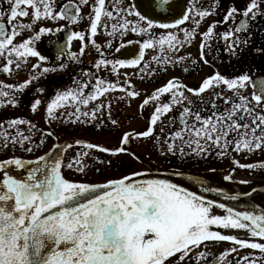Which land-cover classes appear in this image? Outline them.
I'll use <instances>...</instances> for the list:
<instances>
[{
  "label": "snow or ice",
  "instance_id": "snow-or-ice-1",
  "mask_svg": "<svg viewBox=\"0 0 264 264\" xmlns=\"http://www.w3.org/2000/svg\"><path fill=\"white\" fill-rule=\"evenodd\" d=\"M84 6L91 8L86 16L81 14ZM219 10L220 0L208 6L201 0H143V4L137 0L126 5L125 0H66L62 4L60 0H0V74L26 71L20 82L0 80V107L20 106L31 89L30 109L35 114L45 106V88L35 86L41 78L67 69L70 63H82L86 48L89 52L94 48L100 57L94 60L95 71L81 72L71 87L56 90L48 100L47 128L24 117L0 118V264H264V207L251 204L238 209L236 204L209 199L203 193L224 196V191L207 186L204 180H195L201 190L198 194L172 179L159 178L158 170L153 175L151 167L97 182L65 175L71 170L84 177L97 164L111 167V160L101 159L92 150L113 156L126 153L134 138L152 139L162 156L181 160L264 151V75L255 76L251 69L222 73L215 63L221 50L229 56V64L233 58L239 60L251 45L253 29L264 31L259 22L264 18V0H244L241 6L233 0L222 20L199 31L205 18ZM85 19L91 37L104 29L110 37L108 48L119 39L117 53L125 43L138 45V51L129 50L130 58H110L95 39L85 43L86 31L72 30ZM48 20L66 23L55 29L42 26ZM222 25L227 27L217 31ZM61 32L63 42L49 41L56 50L57 63H51L37 49V42L45 34ZM129 34L138 38L125 42ZM197 37L198 60L182 54ZM75 40L81 42L78 52L72 50ZM254 52L264 56V46L255 47ZM189 60L193 68L202 62L213 69L196 86L173 76L149 93L132 83L134 76L144 82L166 74L168 66L175 68ZM122 68L135 71L121 72ZM101 71L108 75L101 76ZM116 91L123 95L109 98ZM142 95L140 108L153 109L146 127L122 132L120 146L76 137L62 141L51 128L63 121L73 130L91 124L114 133L120 122L112 114L113 102L130 104ZM173 112L165 123L163 118ZM48 138L53 143L43 151ZM233 164L240 169H264V162L241 163L234 158ZM236 167L223 177L225 181H233ZM95 171L99 173V167ZM171 175L184 173L174 169ZM256 191L253 187L226 199L235 202ZM216 209L224 210L223 214ZM218 242L233 246L218 254L211 252L210 245ZM245 248L258 254L241 255Z\"/></svg>",
  "mask_w": 264,
  "mask_h": 264
},
{
  "label": "flooded vegetation",
  "instance_id": "flooded-vegetation-1",
  "mask_svg": "<svg viewBox=\"0 0 264 264\" xmlns=\"http://www.w3.org/2000/svg\"><path fill=\"white\" fill-rule=\"evenodd\" d=\"M66 0H60V3H64ZM108 2V0H106ZM237 6H241L244 2V0H234ZM91 3V0H90ZM131 0H125L126 4H131ZM201 3L205 6H208L212 3H215V0H201ZM233 3V0H220V10L219 14L217 15H210L205 18V20L202 22L199 31L203 32L207 29V27L213 22L222 20V17L224 15V9L229 7ZM7 7V5H5ZM109 7L111 8V5L109 4ZM91 11L90 6H84L82 8V15H87ZM24 22H28V20L21 18ZM260 24L264 25V18L260 19ZM66 21L60 20L58 22L53 21H43L42 26L50 27L55 29L56 27L65 24ZM188 22H186L187 24ZM89 27V21L85 19L83 22H81L78 26H73L72 30H85L86 31V41L87 43L88 39H95L97 44L102 47V50L109 55V57H118V58H130L127 55V52L129 50H137L138 51V45H130V49L126 52H123L120 56H117L116 54V47L121 43L119 39L113 40L112 47H107V41L110 39V37L107 36L104 29L101 27L98 29V33L95 37L90 36V31H88ZM227 25L218 26L217 31H223L224 28H226ZM38 30V28H37ZM255 34L252 37L251 45L244 50L239 60L232 59V63L229 64V56L221 50L220 53V61L215 62L216 67L222 72V73H239L246 69H251L252 72L255 74V76H261L264 75V56L258 55L254 52L255 47H261L264 46V31L256 32L255 29H253ZM24 37L29 35L27 31L24 32ZM21 37H17V39H20ZM138 37L135 34H129L124 38L125 42L128 39L135 40ZM57 41L63 42L65 40V33H57V34H45L42 36L41 40L37 42V49L42 52V54H45L49 57V62L51 63H57L56 61V50L54 44H49V41ZM200 43V38L197 37L195 42L190 46L187 47L185 50H182V54H191L192 59L198 60V47ZM126 44V43H125ZM81 46V42L78 40H75L73 42V51H79V47ZM223 48V45L221 44V49ZM152 53L149 52L148 55L150 56ZM99 54L96 52V50L93 48L89 52V49H85V55L81 57L82 63L76 64V63H70L68 68L59 71L56 73H50L46 77L41 78L35 86L44 87L45 92L42 94V98L45 101V106L48 100L55 94L56 90H63L68 87L72 86L73 78L79 75L81 72L86 71H95V68L93 67V63L95 59H99ZM32 62H35V58H32ZM59 62H64L63 60ZM188 68V71L185 72L183 69ZM121 72L127 71L128 73H132L135 71L132 68H122L120 69ZM213 69L207 65H203L202 62H199L198 68H193L191 61H186L181 65H178L177 67L173 68L172 66H168L167 73H160L158 77L153 79H145L144 82H141L138 77H132V83L133 85L141 90L142 92L146 90L147 92L153 91L156 87L162 86L164 83L167 82L168 79H170L173 76L179 77L182 81H184L189 86H196L198 83L202 80L203 77H205L207 74L211 73ZM101 76H107L108 73L105 71L100 72ZM26 78V71H21L18 74H15L14 76H8L7 74H0V80H4L5 83H15L20 82L23 79ZM110 79H115L113 76H109ZM87 79V77H85ZM123 79V77H121ZM251 91V88H249V92ZM31 89H29L28 92L24 94L23 102L20 106L12 108V107H0V118H14V117H24L31 119L34 123H36L39 127L47 128V122L45 117V106H42L39 108V110L34 114L31 112L30 109V101L32 100V96L30 95ZM117 95H123V93L116 91L114 93H109V98ZM230 95V93H229ZM144 99V96H140L138 98L132 99L130 104L127 101H114L113 102V116L116 117L120 122V128L116 132H109L108 130L99 131L95 127H93L91 124L89 125H79L76 126L73 130V127L69 124H66L65 122L61 121L58 123H53L51 125V128L55 130L56 133H58L61 137V140H67L69 137H76L81 138L86 141L91 142H97L99 144L107 145L108 147H117L120 146V138L121 133L124 131H132V130H144L146 127V118L149 116L150 112L153 110L152 107H147L146 109L142 110L140 108V105ZM100 100H105V97H101ZM99 102V101H97ZM143 111V115L141 112ZM178 111V110H176ZM176 112L169 113L167 116H165L163 119L165 123H167L170 116L175 115ZM137 122L136 124H133V122ZM160 125H157V130L159 129ZM175 126H173L174 128ZM131 128V129H129ZM167 131V129H166ZM135 139V140H134ZM132 142L126 146L130 151L126 153L118 154L120 156H124V158L119 159V162L121 163L117 170L110 172L107 169L106 164H97L95 167H99L100 172L97 173L95 171V167L91 168V170L88 171L87 175L84 177H81L78 174H75L71 170H66L65 175L66 176H75L77 180L85 179L90 180L92 182L97 181H104L108 178H116L120 177L124 174H128L132 171H141L148 168L147 165H154L157 168L161 169H176L188 173H195L200 175H207L210 182L219 185V182H221V177L218 175L216 176L215 173L222 174L225 172V164L231 163L230 166L233 168L236 167L233 164V159L240 160L241 163H261L263 162L264 157V151L257 150L255 153L248 154V153H241L236 154L235 152H231L226 157H217L213 155L212 157H209L207 159H201V158H192V159H186L181 160L178 157H171V156H162L159 151V145L154 144V141L152 139L147 138H134ZM53 143V138H48L47 143L45 147L48 145H51ZM96 156L100 157L101 159L107 160V159H113L111 154L100 152L99 150H92ZM136 152L139 156H136L134 153ZM31 155V154H28ZM115 159V160H118ZM129 161V162H128ZM89 164H92V161H87ZM123 171V172H122ZM215 172V173H214ZM234 179L233 181L236 182L237 187L239 188L236 190V193H244L248 192L253 188L255 184H258L259 182H264V169L257 168L254 170H247V169H240L236 167V170L234 172ZM246 180L250 183L247 184H241L239 181ZM249 200H254L258 205L261 207H264V195L260 194H254L252 193L251 196L248 198ZM250 200V201H252ZM242 232V231H241ZM244 233H239V235H243ZM217 244L210 245V248L212 246H216ZM232 247V246H231ZM230 247L218 250L216 249L213 253H220L225 249H228ZM212 249H210L211 251ZM218 250V251H217ZM251 252H255L258 254V250H253ZM249 252H241V255H244ZM231 259V257H229Z\"/></svg>",
  "mask_w": 264,
  "mask_h": 264
},
{
  "label": "water",
  "instance_id": "water-1",
  "mask_svg": "<svg viewBox=\"0 0 264 264\" xmlns=\"http://www.w3.org/2000/svg\"><path fill=\"white\" fill-rule=\"evenodd\" d=\"M133 3H136L137 0H132ZM141 4H143V0H140ZM131 47L130 45H125V48L121 50V52L117 53V56H119L121 53L126 52L127 50H129ZM149 167L152 168L153 170V175L157 174V170L159 172V178H169L172 179L173 182L175 183H179L182 187H188L189 190H195L198 192V194H200V187L199 185H197L195 183V180H204L207 182V186L212 187V183L210 182L209 178L205 175H200V174H195V173H188V172H183L184 175L183 176H172V170H161L158 169L152 165H149ZM192 176L195 179L194 180H189L188 177ZM221 188L223 190H227V186L226 185H221ZM257 189V191L255 193H259V194H264V185H260L259 187H255ZM207 198L209 199H217L219 202H223L226 204H229V206L236 204L238 206V209L240 206L247 208L249 205L251 204H256L255 202L249 201L247 200L249 198V196H241V198L238 201H230L227 200L226 197L229 195H235V194H225L224 196H219L217 194H214V192L212 193H203ZM258 207H260L258 204H256Z\"/></svg>",
  "mask_w": 264,
  "mask_h": 264
},
{
  "label": "rangeland",
  "instance_id": "rangeland-1",
  "mask_svg": "<svg viewBox=\"0 0 264 264\" xmlns=\"http://www.w3.org/2000/svg\"><path fill=\"white\" fill-rule=\"evenodd\" d=\"M137 122L135 121V122H133V124H136ZM129 129H131V128H129ZM135 140V139H134ZM51 145H48L47 147H44V149H43V151H47L48 150V148L50 147ZM70 153H71V150H70ZM39 154H42L41 152H38L37 153V155H39ZM26 155H28V154H26ZM28 156H30V155H28ZM112 158L113 159H107V160H111L112 161V165H111V167H109L108 165L106 166L107 167V169L110 171V172H113V171H115V170H117V168H118V166L121 164L120 162H119V159H121V158H124V156H120V155H115V156H113L112 155ZM119 158V159H118ZM115 159H118V160H115ZM263 162H264V157H263ZM129 162V161H128ZM231 163L232 162H230V163H226L225 164V172L224 173H222V174H218V173H215L216 174V176L218 175L219 177H221L222 179H223V177L225 176V175H227V174H229V172L231 171V169L233 168L232 166H230L231 165ZM123 172V171H122ZM233 175H234V173H233ZM235 184H236V182H234ZM237 185V184H236ZM216 212H217V210H216ZM220 213H222L221 211H220ZM223 214V213H222ZM215 230H221L224 234H237V235H239V233H243V232H241V231H236V230H232V231H230V232H228V231H226V230H222V229H215ZM217 245L214 247V246H212V248H210V249H212L211 250V252H214L216 249H218V250H221V249H224V248H227V247H231V246H233L232 245V243L231 242H218V243H216ZM217 250V251H218ZM251 251H253L252 249H248V248H245V249H242L241 250V252H251Z\"/></svg>",
  "mask_w": 264,
  "mask_h": 264
},
{
  "label": "bare ground",
  "instance_id": "bare-ground-1",
  "mask_svg": "<svg viewBox=\"0 0 264 264\" xmlns=\"http://www.w3.org/2000/svg\"><path fill=\"white\" fill-rule=\"evenodd\" d=\"M203 175H204V174H203ZM205 176H207V175H205ZM207 177H208V176H207ZM213 188H216V184H214V183H213ZM214 194H217V193L214 192ZM247 200H249V199H247ZM250 200H252V199H250ZM250 200H249V201H250ZM252 202H255V201L252 200ZM216 210H217V214H222V213H220V210H219V209H216Z\"/></svg>",
  "mask_w": 264,
  "mask_h": 264
}]
</instances>
